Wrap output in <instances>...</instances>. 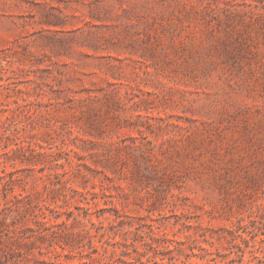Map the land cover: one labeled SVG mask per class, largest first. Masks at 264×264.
<instances>
[{"label": "rangeland", "instance_id": "rangeland-1", "mask_svg": "<svg viewBox=\"0 0 264 264\" xmlns=\"http://www.w3.org/2000/svg\"><path fill=\"white\" fill-rule=\"evenodd\" d=\"M0 160V264L264 231V0H0ZM66 200L104 226L36 217Z\"/></svg>", "mask_w": 264, "mask_h": 264}, {"label": "trees", "instance_id": "trees-1", "mask_svg": "<svg viewBox=\"0 0 264 264\" xmlns=\"http://www.w3.org/2000/svg\"><path fill=\"white\" fill-rule=\"evenodd\" d=\"M1 164L2 160L0 168ZM78 208L84 211L83 218L75 214L67 200L62 204H44L35 215L41 216L39 220L48 223L47 228H53L54 232L67 227L71 217L85 226H104L103 221H94L92 206ZM64 213H67V219L62 218ZM186 227L193 233L185 238L170 236L167 232L150 233V239L145 240L147 250L143 255L146 259L139 258L136 264H264V231L241 223L235 226ZM216 234L226 237L224 240L215 238Z\"/></svg>", "mask_w": 264, "mask_h": 264}]
</instances>
